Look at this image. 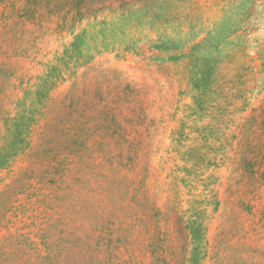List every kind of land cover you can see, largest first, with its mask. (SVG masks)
Returning a JSON list of instances; mask_svg holds the SVG:
<instances>
[{
    "label": "rangeland",
    "instance_id": "obj_1",
    "mask_svg": "<svg viewBox=\"0 0 264 264\" xmlns=\"http://www.w3.org/2000/svg\"><path fill=\"white\" fill-rule=\"evenodd\" d=\"M0 264H264V0H0Z\"/></svg>",
    "mask_w": 264,
    "mask_h": 264
}]
</instances>
